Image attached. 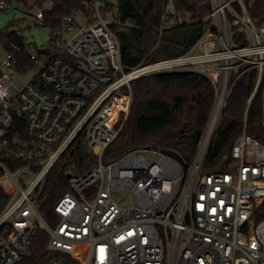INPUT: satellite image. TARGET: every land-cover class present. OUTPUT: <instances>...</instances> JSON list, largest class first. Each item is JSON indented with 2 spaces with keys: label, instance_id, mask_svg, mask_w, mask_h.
<instances>
[{
  "label": "built area",
  "instance_id": "obj_1",
  "mask_svg": "<svg viewBox=\"0 0 264 264\" xmlns=\"http://www.w3.org/2000/svg\"><path fill=\"white\" fill-rule=\"evenodd\" d=\"M256 2L211 0L208 29L188 53L129 72L104 0L63 19L65 33L78 15L86 25L53 53L31 56L36 74L20 89L7 53L0 68V264L26 261L38 231L54 256L47 264H264V144L246 132L258 95L264 127V20L251 14ZM9 5L0 0L1 10ZM162 72L201 73L215 85L193 161L186 167L144 147L105 163L130 115L132 83ZM252 72L244 130L224 166L206 169L227 101ZM79 138L100 149L98 164L68 173L70 190L45 214L39 203L48 176Z\"/></svg>",
  "mask_w": 264,
  "mask_h": 264
},
{
  "label": "trees",
  "instance_id": "obj_2",
  "mask_svg": "<svg viewBox=\"0 0 264 264\" xmlns=\"http://www.w3.org/2000/svg\"><path fill=\"white\" fill-rule=\"evenodd\" d=\"M43 14L58 42L63 19L87 13L93 0H18ZM105 18L117 34L126 71L188 53L205 35L211 0H104ZM252 16L264 20V0H257ZM245 40L244 43L245 44ZM0 45L11 53L21 72L31 69L30 47L18 31L0 30ZM256 83V73L242 76L235 85L206 159L205 168L224 166L231 145L244 130L247 101ZM134 101L130 115L117 140L105 151L103 161L112 162L130 150L150 147L176 152L188 167L210 119L216 98L211 79L201 73L162 72L142 76L132 83ZM261 97L251 103L246 132L264 144ZM98 164V157L79 138L50 172L40 208L46 214L70 190L68 173L83 174ZM47 236L38 231L31 256L22 264H47L54 259L46 252ZM73 264L76 263L71 261Z\"/></svg>",
  "mask_w": 264,
  "mask_h": 264
},
{
  "label": "rangeland",
  "instance_id": "obj_3",
  "mask_svg": "<svg viewBox=\"0 0 264 264\" xmlns=\"http://www.w3.org/2000/svg\"><path fill=\"white\" fill-rule=\"evenodd\" d=\"M10 5L6 10L0 9V30L9 29L11 31H18L25 40V43L30 47V54L38 57L40 49H46L48 53H53L61 44L75 35L83 26L86 25V21L83 16L78 15L76 18V24L72 31L65 33L58 31V42H52V29L45 25L42 20L37 18V14L40 10L33 6L30 1V5L27 7L23 2L18 0H6ZM213 46V41L210 40L205 44V48L209 49ZM7 51L0 45V68L4 71L3 62L6 60ZM40 58L36 61L37 65L41 63ZM36 74V69L32 68L27 72L17 71L13 83L17 88H21L27 82H29ZM229 122L224 118L221 120V124ZM122 204V203H121ZM125 205V204H123Z\"/></svg>",
  "mask_w": 264,
  "mask_h": 264
},
{
  "label": "water",
  "instance_id": "obj_4",
  "mask_svg": "<svg viewBox=\"0 0 264 264\" xmlns=\"http://www.w3.org/2000/svg\"><path fill=\"white\" fill-rule=\"evenodd\" d=\"M39 53H45L46 49H40L38 51ZM1 72V71H0ZM100 152L99 148L94 149L93 153L94 154H98ZM164 152H166L167 154L171 155L172 157H174L175 159H177L180 163L183 164V160L182 158L174 151H168V150H164ZM68 177H70V174L67 175Z\"/></svg>",
  "mask_w": 264,
  "mask_h": 264
}]
</instances>
